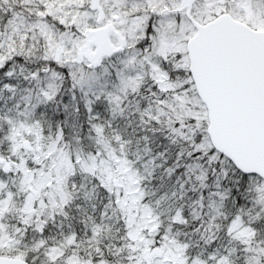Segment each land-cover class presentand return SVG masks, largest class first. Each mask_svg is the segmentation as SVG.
<instances>
[{
	"label": "snow or ice",
	"instance_id": "1",
	"mask_svg": "<svg viewBox=\"0 0 264 264\" xmlns=\"http://www.w3.org/2000/svg\"><path fill=\"white\" fill-rule=\"evenodd\" d=\"M0 264H264V0H0Z\"/></svg>",
	"mask_w": 264,
	"mask_h": 264
}]
</instances>
